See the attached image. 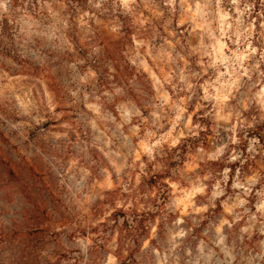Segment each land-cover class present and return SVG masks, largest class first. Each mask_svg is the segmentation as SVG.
<instances>
[{
	"label": "rangeland",
	"instance_id": "1",
	"mask_svg": "<svg viewBox=\"0 0 264 264\" xmlns=\"http://www.w3.org/2000/svg\"><path fill=\"white\" fill-rule=\"evenodd\" d=\"M127 3L125 8L122 0H2L0 84L15 78L19 87L35 93L53 82L87 97L89 107L84 111L99 146L94 159H107L100 149L122 119L121 109L139 108L147 117L145 105L162 103L165 96L171 101L175 88L192 84V99L181 119L191 113L192 124L199 123L202 130H197V138H184L182 152L187 153L191 144H206L210 136L219 146L234 126L238 137L243 134L239 151L249 157L245 167H258L264 160V141L251 132L256 134L264 124L262 0H171V6L166 0ZM244 98L247 108L241 110L238 102ZM241 122L250 127L241 129ZM12 123L0 113V264H61L64 249L71 246L67 230L56 231L65 213L46 178L27 166L17 150L35 152L42 142L35 137L22 140ZM123 136L120 150L131 154L139 142L127 131ZM240 167L239 162L229 165L225 196L203 215L190 212L187 192L172 201L165 195L155 201L144 198L159 179L155 175L132 192L121 193L128 206L116 208L105 229L125 238L120 264H228L229 256L234 257L232 264H264V224L257 195L264 181L247 197L244 221L224 233L228 254L214 243L220 235L217 224L228 218L223 201L233 194L231 184ZM104 179L116 182L111 175ZM86 180L85 176L82 182ZM111 191L106 188L93 196ZM245 223L251 226L250 235L240 231Z\"/></svg>",
	"mask_w": 264,
	"mask_h": 264
},
{
	"label": "clouds",
	"instance_id": "2",
	"mask_svg": "<svg viewBox=\"0 0 264 264\" xmlns=\"http://www.w3.org/2000/svg\"><path fill=\"white\" fill-rule=\"evenodd\" d=\"M122 3L128 7L127 0H122ZM166 3L171 6V0H166ZM144 6L148 7L147 4ZM144 22L141 20V25ZM180 59L184 60V57ZM3 79L8 80L6 76ZM180 80H184L183 75ZM18 84L15 78L8 84H0V113L13 121L11 129L16 130L22 140L35 137L42 142L35 152L17 150L27 166L46 178L48 188L65 213L64 223L57 225L56 231L66 229L71 246L64 249L66 259L61 264H82L85 259L88 264H120L122 253L127 248L125 238L118 232L111 234L110 229L107 232L105 229L111 223L112 212L128 206L121 193L132 192L146 177L155 175L159 179L144 193V198L155 201L165 195L172 201L187 192L191 198L190 212L203 215L214 209L217 200L225 196L231 174L229 165L239 162L241 167L236 169L231 184L233 194L223 201V211L228 218H221L215 228L220 235L214 243L221 245V251L228 254L223 243L224 233L234 225L239 227L238 221H244L242 210L248 203L247 197L253 186L264 181V160L258 167H245V160L249 157L239 151L243 134L238 137L236 133L239 130L234 126L229 129L231 135L227 141L219 146H216L215 137L210 136L206 144H191L187 153L182 152L180 146L185 145L184 138H197V130H202L199 123L192 124L191 113L181 119L188 101L192 99L189 92L193 89L192 84L185 83L175 88V99L171 101L165 96L162 103L145 105L149 111L147 117L140 114L139 108L121 109L122 119L112 134L105 137L104 147L100 149L107 159L93 158L97 156L95 150L99 146L94 141L91 118L84 111L89 107L87 97H78L72 87L53 82L35 93ZM245 100L238 102L241 110L247 108ZM126 103L131 105L130 101ZM200 106L197 100L196 108ZM96 123L99 125V121ZM244 127L250 125L241 122V129ZM124 131L139 142V147L131 154L120 150ZM3 135L8 138V132ZM109 175L115 177L114 184L105 182L104 178ZM85 176L87 180L82 182ZM122 176L127 178L126 181ZM106 188L112 191L99 198L93 196L94 193H104ZM257 195L258 215L264 224V185ZM188 207V204L184 205V208ZM252 219L255 221L256 217ZM250 227L245 223L240 231L250 235ZM261 232L264 233V228ZM81 252L87 255L81 256ZM233 259L229 256L228 264H232Z\"/></svg>",
	"mask_w": 264,
	"mask_h": 264
},
{
	"label": "trees",
	"instance_id": "3",
	"mask_svg": "<svg viewBox=\"0 0 264 264\" xmlns=\"http://www.w3.org/2000/svg\"><path fill=\"white\" fill-rule=\"evenodd\" d=\"M258 131L256 134L254 132H251V135H254L256 137H258L261 141H264V124L259 126Z\"/></svg>",
	"mask_w": 264,
	"mask_h": 264
}]
</instances>
